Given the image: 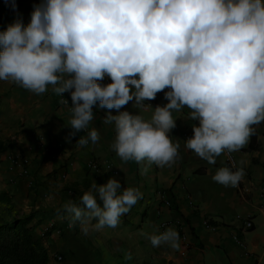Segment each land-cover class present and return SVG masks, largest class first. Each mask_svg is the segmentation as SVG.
<instances>
[{
  "label": "clouds",
  "instance_id": "clouds-1",
  "mask_svg": "<svg viewBox=\"0 0 264 264\" xmlns=\"http://www.w3.org/2000/svg\"><path fill=\"white\" fill-rule=\"evenodd\" d=\"M10 7L17 10L15 0ZM106 77L111 82L100 83ZM0 81L35 95L69 92V142L86 131L80 147L101 139L89 130L93 107L109 110L110 147L122 162L140 164L141 174L180 159L170 133L173 112L187 107L199 126L184 146L214 165L221 154L240 151L264 122V0H42L29 23L17 18L0 31ZM160 92L166 104L146 103ZM129 102L153 108L151 118L120 111ZM245 175L243 167H221L212 180L237 187ZM142 196L109 178L61 211L70 228L99 232L116 228ZM178 239L171 228L149 237L153 247Z\"/></svg>",
  "mask_w": 264,
  "mask_h": 264
},
{
  "label": "crops",
  "instance_id": "crops-1",
  "mask_svg": "<svg viewBox=\"0 0 264 264\" xmlns=\"http://www.w3.org/2000/svg\"><path fill=\"white\" fill-rule=\"evenodd\" d=\"M15 2L17 10L13 11L11 0L9 5L0 0V31L17 18L29 23L33 5L42 0ZM110 82L106 77L100 83ZM63 97L69 104L51 88L35 95L0 81V140L10 145L0 154V194L9 198L8 204L0 202V220L10 219L8 210L11 217L32 214L34 236L42 239L48 251L47 264H264V122L254 126L253 146L250 138L240 151L231 153L235 161L232 168L226 153L211 165L187 150L185 140L193 135L197 121L188 119L187 107L173 112L176 127L170 135L180 144V159L171 167L153 164L141 174L140 164L122 162L111 149L115 132L113 126L104 124L107 109L93 107L95 117L89 130L95 127L101 137L95 145H75L86 131L78 132L69 142L73 131L69 124L71 95L65 92ZM146 103L155 108L167 101L160 92ZM153 108L129 102L120 111L148 120ZM17 153L27 160L26 175L12 166L11 157ZM221 167H243L246 175L237 187H224L212 180ZM109 178L118 179L122 189L139 188L142 198L121 216L114 229L84 234L79 223L70 228L62 205L81 200L93 183L102 185ZM246 219L251 220V228H244ZM207 221L217 228L208 229ZM162 222L166 223L163 228ZM169 228L179 235L176 246L153 247L149 237ZM56 254L63 262L55 261Z\"/></svg>",
  "mask_w": 264,
  "mask_h": 264
},
{
  "label": "trees",
  "instance_id": "trees-1",
  "mask_svg": "<svg viewBox=\"0 0 264 264\" xmlns=\"http://www.w3.org/2000/svg\"><path fill=\"white\" fill-rule=\"evenodd\" d=\"M254 140L253 134L251 146H253ZM9 146L7 141L0 140V154ZM0 202L8 204L9 198L1 193ZM75 203L80 204V200ZM7 212L10 219L0 220V264H47L48 251L42 239L34 236L35 226L31 224L32 214L11 217L9 210ZM46 235L47 233L44 234V236Z\"/></svg>",
  "mask_w": 264,
  "mask_h": 264
},
{
  "label": "built area",
  "instance_id": "built-area-1",
  "mask_svg": "<svg viewBox=\"0 0 264 264\" xmlns=\"http://www.w3.org/2000/svg\"><path fill=\"white\" fill-rule=\"evenodd\" d=\"M62 100L66 99L65 97H62L61 98ZM197 126L198 125V121H197ZM226 153V156H227V159L229 161V165L230 167H235V161L233 159V156L231 155V153ZM11 162H12V166H14L15 168L19 169L21 171V174L23 175H26L28 170L26 168V164H27V160L24 156H22L21 154H14L12 157H11ZM94 166V165H93ZM166 205H170V202L169 201H164ZM244 228L245 229H248V228H251L252 227V222L250 219H246L244 222ZM205 226L208 228V229H211V230H215L217 227L214 226V225H211L208 221L205 222ZM166 225V223L162 222L160 224V227L163 228L164 226ZM51 226H48L45 231L47 232L49 229H50ZM234 239L240 244V245H243V243L238 239V237L236 235H233ZM181 238L183 239V246H184V249H186L188 247V243L185 242L186 240V236L183 234L181 236ZM57 260H62L63 257L61 255H57Z\"/></svg>",
  "mask_w": 264,
  "mask_h": 264
},
{
  "label": "rangeland",
  "instance_id": "rangeland-1",
  "mask_svg": "<svg viewBox=\"0 0 264 264\" xmlns=\"http://www.w3.org/2000/svg\"><path fill=\"white\" fill-rule=\"evenodd\" d=\"M57 255H59V254H56V256H55V258H54V259H55V261H56L57 263H59V262H63V260H62V261H59V260H57V258H56V257H57Z\"/></svg>",
  "mask_w": 264,
  "mask_h": 264
}]
</instances>
